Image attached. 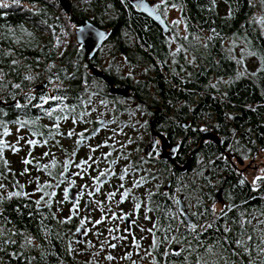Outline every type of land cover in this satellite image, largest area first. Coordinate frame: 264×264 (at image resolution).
Here are the masks:
<instances>
[{"label":"trees","instance_id":"1","mask_svg":"<svg viewBox=\"0 0 264 264\" xmlns=\"http://www.w3.org/2000/svg\"><path fill=\"white\" fill-rule=\"evenodd\" d=\"M69 1L71 12H66L58 0H19L18 4L13 3V0H3L8 7H0V100H12L17 96L27 108L30 107L21 113V120L36 121L35 124L27 126L30 129L27 139L41 141L37 146L26 145L24 153L23 146H20V153L24 155L14 160L9 157L14 155L11 154L13 152L5 150L4 157L9 161L11 172L0 164V173H3L0 175V183L13 188V191H21L16 186L19 181L24 185L25 192L27 189L23 180L28 176L33 179L31 189H36L37 178L41 184L49 182L56 185V180L61 177L63 162L70 158L73 150L76 155L71 157L74 163L69 165V170L75 169V163L81 160L79 150L82 145L75 144L77 137L73 136L68 144L62 140L73 128L77 133L83 131H78V128L88 124L84 121L89 122L86 136L90 135L93 129L99 128L100 131L95 137H100L101 134L102 142L111 141V128L109 131L103 130L109 120L107 119L101 127L97 120L101 117L92 115L90 109L96 100L99 109L105 110L103 107L109 106L114 95L108 92V85L90 71V65H97L93 56L86 60L83 45L74 40V27L79 25L80 18H86L107 30V36L95 53H100L102 45L108 43L114 45L112 52L123 53L129 63L149 67V71L144 74L148 80L135 81L144 84L136 93L155 105H162L166 117L164 116L163 121L154 117L153 128L163 131L171 143L178 142L177 161L183 163L190 158L186 171H177L172 177L166 175L164 178L172 181L169 190H158L152 195L149 207L155 209L153 220L159 217L162 226L166 227L169 223L173 228L178 226L179 221L170 220L167 216L169 211H178L174 203L177 188L184 192L185 199H189L191 196L186 193L194 190L193 177H190L189 170L210 155H215L204 167L210 166L216 173L220 171L219 175L227 173L229 182L225 183L226 192L240 193L243 201L240 200L239 204L235 197L236 201L231 203L234 206L228 211L227 218L220 216L221 212L218 213L220 217L215 219V227L199 235L200 245H197L194 234H189L184 227H180L179 232L173 231L168 235L180 237L182 247L188 246L184 241L191 242L200 255H205L207 248L211 247L213 253L220 255L208 254L206 258L210 261L217 260L218 264H225V260L230 264H261L264 261V253H260L257 247L262 244L256 230L257 224L247 223V218L250 217L248 212L253 207H258L264 218V181H258L259 187L253 190V184L244 173L239 172L234 176L233 166L228 158L225 161L222 150L226 148L229 153H235L241 158L247 156V159L255 152L264 151V14L261 16L262 21L256 20L255 5L251 0H216L215 5L212 0H168L167 8L172 7V4L179 6L180 24L168 21L167 8L161 5L157 10L168 24V30L165 32L151 17L136 10L130 0ZM179 26L183 27L184 32L178 31ZM126 33L128 35H125ZM199 38L204 41L200 42ZM228 39L234 40L230 46L225 45ZM172 41L177 42V48L181 51L171 50L169 45ZM237 42L243 43L247 51L245 55L253 58L252 64H256L254 70L241 72L244 61L243 57L235 54ZM186 54L192 57L190 60L193 62L186 61ZM108 74L114 78L117 76L116 81L120 83L132 81L129 76L122 75V72ZM147 82H152L154 95L149 93ZM92 83L94 85H91ZM45 95L67 98L63 101L48 100L43 103L40 98ZM101 101H105V104H101ZM40 105L42 107H39ZM63 105L75 106V111L71 114L67 109L61 111ZM52 109L56 111L53 117L49 118L45 111ZM121 109L124 110L125 107L117 105L114 111ZM155 111L156 109L153 110ZM160 112L161 110L157 114ZM80 113H87L82 120L79 119ZM57 115H69L68 120L59 122V131L65 135H57L44 145L43 140L48 138L47 133L56 122ZM72 117H77L76 124H73ZM203 128L216 133L222 141L221 145L210 140L200 142ZM32 132H37L38 135L33 137ZM104 132L109 133V138H103ZM4 138L0 136V139ZM56 141H59V144ZM110 145L109 143L108 146L100 148V156L111 152ZM235 149L239 151H234ZM29 151L32 153L31 157H28ZM45 152H49V156H44ZM60 153L64 154L61 158ZM53 157L57 161L55 167H51ZM24 158L33 159V163L22 164ZM37 162L48 164V170H38ZM25 167L29 169L28 173L20 175ZM204 167L201 168L200 174L207 180L212 174L206 178L203 175ZM239 177L245 183L236 185L232 191L229 190L231 180H239ZM102 179L106 181V177ZM64 180L65 178L62 181ZM206 185L207 183L203 184ZM59 187L54 190L46 189L48 192H56V196L51 197V209L43 202L42 206L37 208L34 201L40 198L43 194L41 192H37L36 198L31 195L8 199L5 195L0 199V229L5 230L2 239L16 241L0 247L1 261L17 258L20 259L18 264H99L92 259L80 258L79 254L83 253L84 248H76L74 245L83 244L75 241L76 228L80 226L79 216L73 217L70 223L58 222L70 215L72 207L70 200L63 204L58 203V199L63 200V189L62 186L60 189ZM161 193H167V196ZM208 193L209 190L206 189L200 191L194 201L196 206L189 209L191 212L204 213L199 219L192 216L194 223H210L212 212ZM250 195L259 196L249 198ZM56 205L65 207L61 214L56 213ZM52 213H55V218ZM226 224L232 229L231 232H224ZM261 232L264 237L262 225ZM156 235L163 238L161 231H157ZM222 236L229 237V241L243 238L248 252L231 242L221 241L223 248H220L217 238ZM249 236L252 237L251 240H248ZM26 237L32 238V244L25 245ZM82 240L85 243L87 238ZM70 242L74 249L71 252L68 250ZM174 245L165 242L160 248L152 250L158 264H166L169 260L159 253L169 247L173 248ZM233 252L237 254L233 255ZM184 255L189 253H182L181 257H171L172 264H180ZM196 260V253H192L189 255L188 264H194Z\"/></svg>","mask_w":264,"mask_h":264},{"label":"snow or ice","instance_id":"2","mask_svg":"<svg viewBox=\"0 0 264 264\" xmlns=\"http://www.w3.org/2000/svg\"><path fill=\"white\" fill-rule=\"evenodd\" d=\"M150 2H154V0H150ZM216 0H212V3L215 5ZM13 3L18 4L19 0H13ZM261 3L264 4V0H261ZM161 5L165 6V9L167 8L168 5V0H160L159 3H155L154 7H149V3H145V0H137V3L134 5V7L139 8L141 10H143L144 12H147L149 15H154L155 18L157 20L160 19V16L157 15V9H159L161 7ZM127 6V5H125ZM173 8L176 7L175 4L171 5ZM0 7H8V5L6 3L3 2V0H0ZM163 23V21H161ZM180 21H173V24H179ZM80 31L82 32L83 29H80ZM98 36L100 37V39L104 38V33H98ZM185 39H187V37H184ZM177 52L181 51L180 48L176 49ZM254 55V53L252 54ZM13 63H16L15 61H13ZM28 79H31V77H27ZM16 87L18 88L19 85H16ZM67 97L65 96H42L40 99L42 100L43 103H47L48 100H55V101H63L65 100ZM31 99V98H30ZM101 104H105V101H101ZM15 107L17 109L20 108H24L27 107L26 105H21L19 102H17L15 104ZM39 107H42V105H40ZM57 107H60V105H57ZM64 109H67L69 114H71L72 112L75 111V106H68V105H63V108H61V111H64ZM56 111V109H52V110H46L45 111V115L48 116L49 118L53 117V113ZM87 113H80L79 114V119H83V117L86 115ZM3 115L2 114V110H0V128L3 129V132L0 133V135H2L3 137H7L10 135V128L8 127L9 123L12 124H16L18 125V127L16 128V132L19 133L21 131V129H25L27 128V126L29 124H35L36 121H25V120H13V121H9L6 122L3 119ZM69 119V115H57L55 117V123H53L52 128L49 129L48 133H47V139L43 140V144L47 145L49 143L50 139H55V137L57 135H65L63 133H60L59 129H60V121L61 120H68ZM72 122L73 124L77 123V117H72ZM85 123H88V121H84ZM47 127V126H45ZM101 127H103V125H101ZM52 129H55V131H53ZM88 128H84L83 131H80L79 133H77L75 131V129H71L66 133V136L68 138H72L73 136L77 137V139L75 140V144L77 146L83 145L85 144L88 140L94 138L98 132L100 131L99 128H95L91 131L90 135H85L86 133H88ZM36 135H38L37 132H32V136L35 137ZM39 135H43V133H39ZM111 139V138H110ZM24 140L26 145L28 146H37L38 144L41 143V141H38L37 139H25L24 136L22 135H18L17 140L14 143H11L5 139H0V164H2L3 166L7 167V170L9 172H11V168L8 167L9 165V161L4 157V153L6 149L11 150V152L15 153H19L21 151V148L18 146L20 144V141ZM132 141L129 140V143H131ZM57 144H59V141H56ZM160 141L159 140H154V144H159ZM108 146V141L105 140L103 141L101 144L96 145L95 147L90 148L91 152H96L99 148ZM123 147V145H122ZM234 151H239V149H235ZM250 151V150H249ZM49 152H45L43 155L44 156H49ZM76 155V151L73 150V152L70 154V158L66 159L63 162V171L60 173L61 176H63V174L65 172L69 171V165L73 164L74 161L71 157H74ZM112 155L111 152L108 153H103L102 157L104 161H107L109 163V167L108 168H104V169H99L98 174L91 177L93 185H94V191H88L87 195L89 197H93L96 193H101L102 190V186L103 184L106 182L104 179V177H108V176H115L116 173L114 171L111 170V165L116 163V160H108V157H110ZM151 155V153L149 154ZM32 153L31 151H29L28 153V157H31ZM225 159V161H227V157H223ZM101 158L97 157V158H93L92 155H89L86 159H81L79 163H75V168L77 169H82L83 173H87L88 168H91L93 164L97 165L98 168V162L100 161ZM124 159H127V157H124ZM242 159H247V156H242ZM233 160H235V156H233ZM91 161V163H89ZM22 164L24 165H30L33 163V159L30 158H24L22 159ZM57 161L55 160V158L53 157L52 161H51V167H55L56 166ZM236 163H240V161H236ZM37 169H43L45 171L48 170L49 165L48 164H39V162H37L36 164ZM130 168L131 166H125L122 170V173L119 174V180L120 181H124L126 177L129 176V172H130ZM29 169L27 167L24 168L23 172L20 173V175H24L26 173H28ZM262 173H264V169L260 170ZM49 175H51V172L48 173ZM0 175H3V173H0ZM71 175H75V176H81L82 172H75L72 173ZM258 181H264V175H257L254 180H253V190H256V188L259 187V184L257 183ZM62 182V181H61ZM146 182L145 177L141 176L139 177V179H134L132 181L131 187H125L124 183H120L118 185V187L116 188V190L114 191H109L107 192L106 195V200L111 202L108 205L107 208V212L105 213V205L103 201L100 200H96V201H92L89 200L88 202L85 203V210H87L89 213H91L93 211L92 208V204L93 202L96 204L97 209H99V211H101L102 213H104L103 215H101V217L95 221H91L90 220V216H86L80 219L79 221V227L76 228V233H79L81 236H87L88 232L91 231V229H87V230H82L84 229L85 223L87 222H91L93 228H96L97 225H100L106 221H121L124 222V228H123V232L127 233V235H111V240H116V241H127L128 237L131 236V246L134 247L137 250V254H139V251L141 250V244H140V240L145 239L144 236L140 237V240H138L136 238L135 233L133 232V226L138 227L140 232H147L151 235V244L149 245L148 249L144 250V256H152V250L158 249L161 247V245H163L165 242L168 243L169 245H172L173 243L175 245H177V247L175 248H167L165 249L163 252H160L159 255L162 257H167L169 258V260L166 262V264H172L171 261V257H181L182 253L188 252L189 255H191L192 253H196L197 255V260L194 262V264H218L217 260H209L207 259V255L208 254H212V255H220V253H213L212 248L208 247L206 250L205 255H200L199 253L196 252V248L192 246L191 242H187L184 241L183 243H187V247H182L180 246L182 244V240L180 237L172 235L169 236L168 233H171L173 231L179 232L180 227H184L185 229L188 230L189 234H194V239H196L197 241V245H200L201 242L199 241V235L202 232H206L208 229H212L215 227L214 223H207L205 225H200L198 226L197 223L192 222V220L190 219V217L192 216H196L197 219H199V217L201 215H203L204 213H197V212H191L189 211L190 206L185 205L184 207H181L178 209L177 212H171L169 211L167 213V216L169 217L170 220H176L179 221V224L176 228H173L172 224L169 223L166 227L162 226L160 223V218L157 217L155 220H153V217L149 216L147 213L148 212H152L155 209L151 208V207H147V203L144 202V207L146 208L145 214H144V219L147 221H150L152 223V227L151 228H145L143 226H140L137 223V219H133V216L138 214L139 211L141 210L142 207V202L138 201L137 198L135 196H131L132 191L134 188H139L141 187L144 183ZM37 183V187H36V192H41L43 193L39 199L35 200V204L37 206V208H39L43 202V204L45 206H47L49 209H51L52 207V203H51V197H55L56 196V192L52 191V192H48L46 191L47 188H52V187H59V183L56 185H52L49 182H44L43 184L39 183V178H37L36 180ZM240 183L243 184L245 183L244 180H240ZM76 185V181L70 180L68 187L63 189V200L58 201V203L63 204L64 202L69 200V189L72 188L73 186ZM16 186L21 189V191H11L7 193V198L11 199L12 197H30L33 194H30L28 192L23 191L24 189V185L20 184L19 181L16 182ZM86 187V186H85ZM0 189H6V185L0 183ZM122 190V191H121ZM119 194V200H116L115 197ZM84 195V192L81 191L79 193L78 196H76V198L73 200L72 202V207L70 209V215L65 217L63 220H59V223H70L73 219V217L78 216L80 214V197H82ZM152 195H154V193H152L151 191L148 192L147 194V200L150 201ZM161 195H165L167 196V193H161ZM131 196V198L136 201L134 203V207H133V211L132 212H123V210L121 209V214L117 215V213L115 211L112 210V206L111 204L114 203L117 207L120 204H123L125 201H127L129 199V197ZM45 197H49V199H45ZM3 196H0V199H3ZM174 203L177 205H181L182 201L178 198H174ZM27 207V205H26ZM226 208L230 209V206L225 205ZM60 209H58L59 211ZM212 212L215 213V208L213 207ZM29 215H31V213H29ZM221 215L225 216V218H227V214L224 212V210H221ZM52 217L55 218V213H52ZM181 217H183V219H181ZM243 223V222H241ZM248 223H251V221H248ZM260 223H264V221H260ZM224 232L228 233L231 232L232 229L229 226H225L224 227ZM4 229H0V247H2L4 244L7 243H15L16 241L14 240H5L2 239L3 235H4ZM108 233L111 234L113 232H119L120 231V226L119 224L116 225V227L113 228H109L107 229ZM157 231H161L163 233V238L158 237L156 235ZM97 235V237H99V235H101V233H99V231H97L95 233ZM183 235V233H181V236ZM252 237L249 236L248 240H251ZM221 241L224 242H231V243H235L238 246L242 247V250L244 252H248V248L245 247V240L243 238L241 239H233L231 241H229V237L227 236H222V237H218L217 238V243L219 244L220 248H223V244L220 243ZM262 244L258 245V249L260 253H264V237L261 238ZM32 238L31 237H26L25 238V245H29L32 244ZM77 243H84L83 240H78L76 241ZM89 246H92L91 241H87ZM107 245V247L111 248V249H116L117 248V243H110L109 240L106 238L102 243H101V250L104 249V246ZM121 247H125V245L123 243H121L120 245ZM69 252L73 251L74 249L71 246V242L69 243ZM225 251H227L225 249ZM233 255H236L237 253L233 252ZM13 255H16L15 253H13ZM96 255H99V253H96ZM133 253L131 251H126L125 254L120 257V259H127V260H131ZM189 255H184L182 260L180 261V264H188V260H189ZM143 258V257H142ZM106 260L108 261H113L116 259V257H114L111 254L106 255L105 257ZM132 264H136V261H132ZM151 264H158L157 260L155 259V257L152 258ZM225 264H230V262L228 260H225ZM251 264V262H250ZM261 264H264V261L261 262Z\"/></svg>","mask_w":264,"mask_h":264},{"label":"flooded vegetation","instance_id":"3","mask_svg":"<svg viewBox=\"0 0 264 264\" xmlns=\"http://www.w3.org/2000/svg\"><path fill=\"white\" fill-rule=\"evenodd\" d=\"M119 54L123 55L126 62L129 63L123 53H119ZM110 58L111 57H109V55H105V53H94V55H93V59L97 64L95 66L98 69H100L101 71H103L106 75H108L112 79L113 85L116 88L127 85L128 91L126 92V94H118L116 92H110L109 91V88H110L109 83H107V81L104 78L96 76L103 83L108 85V92H110L114 95V98H112V100H110V102H109V106L104 107V109L108 111V120L112 124L110 133L118 132V133L123 135V139H114L113 140L111 138V141L108 142V144L109 143L111 144L109 146V148L111 149V153H112V155L110 157H108V160L109 161L110 160H116V163L111 165V170L114 171L116 173V175L106 177V182L103 184V186L105 187L106 184L108 183V181L112 180V182H110L107 185V187L109 188V191H114V190H116V188L118 187V185L120 183H124L125 187H131L132 181L134 179H139V177H141V176L145 177L146 182L141 187L134 188L132 191V194H131V196H135L138 201L142 202L141 210L138 213V216H140V215L142 216V213L144 211H146V208L144 207L143 201H145V199L147 200L148 192L151 191L152 193H155V192H158V190L161 192H165V191L169 190L170 186L172 184V181H171V179L164 180V178L166 177V175H169L172 177L174 174L177 173V171H184V170L186 171V169L189 166L190 158L187 159L183 163L177 161L176 156L178 155V152H179L178 151V149H179L178 148V142L176 141L174 143H171L163 131H160V130L153 128V126H152L153 118L156 117V119H158L159 121H163V118H164V116L166 117V115H165V112L163 110L162 105H160V104L155 105L154 103H151L152 101L150 102L149 99H143L142 97H140V95L138 93H136V91H139L140 87L143 88L144 84L136 83L135 81L139 80V79L147 81L148 78L147 77H141V78L133 80L129 74H124L121 71L120 67ZM129 64H133V63L130 62ZM90 71H91V69H90ZM108 72H111L114 74L118 73V72H120V73L122 72L123 73L122 75L129 76L132 81L120 83V82L116 81L117 76L114 78L112 75L110 76L108 74ZM146 84L149 86V93L154 95L155 89L153 88L152 82H147ZM1 101H2V103H1L2 109L1 110H2V114H4L3 119L6 122L17 120L18 116H19L18 117L19 120H21V118L23 117L21 115V113L26 111L28 108H30V107H28V108L24 107V108L17 109L15 107V104L17 102H19L21 105H24L22 100L17 96L14 97L12 100H1ZM117 105L124 106L125 109L124 110L121 109L119 111H114V110H116ZM155 109H156V111L153 112V110H155ZM160 110H161V112L159 114H157V112H159ZM101 118H103L104 120L102 123H98L100 125L104 124L105 121H107L105 119V117H101ZM101 118H99V119H101ZM99 119H97V120H99ZM8 127L11 130L9 136H16L17 135L16 128L18 127V125L9 123ZM125 128H130L134 132L125 133L124 132ZM203 129H205V128H203ZM203 129H201V131ZM0 131L2 133L3 129L0 128ZM21 131H23L26 135H29L28 133L30 132V129L27 127L25 129H21ZM162 134L164 135V137L167 140V143H166L167 146H165V150H167V151L171 150L172 151V160L174 162L169 161L168 159H166L165 157H163L160 154V152L163 151ZM141 135H144L143 137L145 139L140 137ZM66 138L67 137L64 136L63 139H66ZM129 140H131L132 142L129 143ZM154 140H159L160 143L154 144ZM204 140H210L211 142L215 143L213 141V139L206 138ZM87 143H88V141L83 145H88ZM221 143H222V141L220 139V143H218V144L216 143V144L220 146ZM122 145H123V147H122ZM222 151H223L224 156L228 158V160L230 161V164L233 166L232 172H233L234 176H237V174L239 172L243 173V171L241 170L240 166H238V163H236V161H240V163H241L245 159H242L240 156L236 155L235 153H232V152L229 153V151L226 150V148H223ZM150 153H151V155H149ZM256 154L257 153L255 152L253 154V156L248 158L247 160L253 159L256 156ZM233 156H235V160H233ZM124 157H127V159H124ZM214 158H215V155H210L209 157L206 158V160L201 161L199 164L193 166L189 170L191 173L190 177H193V187H194L193 191L186 193L188 196H191L189 199H185L184 192L180 191L178 188L175 192V198L181 197V200L183 201V203L185 205L190 206L189 209L191 210V209H194V206H196V204H197V203H194V201L197 200V196L200 194V191H202L203 189L209 190L208 198L210 197L209 205L211 208V212H212L213 207L215 208V213L212 212L211 217L209 219L210 223L216 222L215 219H217V217L219 216L218 213L221 212L222 209L224 210V212L226 214H228L229 208H226L225 205L230 206V209H231L234 206V204H231V203L236 201L235 197L237 198V200H239L238 201L239 204L241 201H243V200H241V196H239L240 193H230L228 191L226 192L227 187H226L225 183L229 182L227 173H224L223 175H219L218 173L220 171H218L216 173V171L215 172L212 171L213 169L210 166L204 167L207 162H209L210 160H212ZM101 159H102V163L103 162L106 163L104 168H108L109 163L107 161H104L102 156H101ZM167 163L169 165H167ZM184 164L186 165L184 169L178 168V166L181 167ZM129 165L131 166L129 176L126 177L124 181H120L118 178L119 174L122 173V170L125 166H129ZM203 167H204L203 175L206 176V178L209 174H212V176L210 178H207V180L203 179L202 175L200 174V170ZM71 178L65 179V180H68L67 182L69 183L70 180H72ZM240 180H242V178H240V177H239V180L238 179L236 181L231 180V185L229 186V190L232 191L235 189L236 185L241 184ZM149 182H155L156 183L155 184L156 188L154 190H150V187H149L150 183ZM63 183H64V181L60 182L59 185H63ZM206 183H207V185L203 186V184H206ZM79 188H83V192H84L83 196H85V194L87 193V189L85 187H82V186ZM252 188H253V186H252ZM1 196L4 197L5 195H1ZM131 196L129 197V199L127 201L124 202V203L129 202V204H130V208L126 209V212H132L133 207H134V203L136 202L131 198ZM258 196L259 195H250L249 198H252V197L255 198ZM119 198L120 197L118 194L115 197V199L119 200ZM86 199L90 200V198L88 196H86L84 199V205H85ZM185 200H188V202H186ZM246 201L247 200H245V202ZM149 204L150 203L147 200V207H149ZM175 205H176V208L178 210L180 208V205H177V204H175ZM217 205H219L218 209H216ZM41 206H42V204H41ZM148 213L151 214V217L154 216L153 211L148 212ZM248 214H250V217L247 218V221H251V222L257 224L256 230L259 233L258 234L259 240H261V238H262L261 223L257 219H254L253 221L251 220L253 217H255V214L261 215L259 208L253 207L252 209H250V212H248ZM220 216H222L221 213H220ZM133 219H135V215L133 216ZM191 220H192V218H191ZM192 222H193V220H192ZM225 223H227V221H225ZM200 225H203V223L202 222L198 223V226H200ZM150 226H152V224ZM226 226H228V225L226 224ZM87 229L88 228L84 227V230H87ZM89 233H90V231L88 232V236H89ZM88 236H81V240L84 238H88ZM175 247H177V245L173 246V248H175ZM152 258H153V253H152V256L150 257V261L152 260ZM18 263H20V259H17V258H15V259L11 258L7 261L5 259H4V261L0 260V264H18Z\"/></svg>","mask_w":264,"mask_h":264},{"label":"rangeland","instance_id":"4","mask_svg":"<svg viewBox=\"0 0 264 264\" xmlns=\"http://www.w3.org/2000/svg\"><path fill=\"white\" fill-rule=\"evenodd\" d=\"M252 3L255 5V10H254V16L256 18V20L258 21H262L261 16L262 14H264V4L261 3V0H251ZM160 2V0H154V2H151L152 4L158 3ZM167 11V20L170 22H173L174 20L180 21V13H179V6L173 8V7H168L166 9ZM180 24V23H179ZM76 27H74V31H75ZM66 33L67 30L65 29ZM73 31V32H74ZM178 31L180 32H184V29L182 26L178 27ZM125 35H128L127 33ZM76 40V37L75 39ZM200 42H203L204 39L203 38H199L198 39ZM131 41L133 42L134 39H131ZM173 42V41H172ZM234 43L233 39H228L226 41L225 45H232ZM170 48L172 51H174L175 49H177L178 44L177 42H173L170 45ZM114 49V45H109L104 44L102 45V50L100 53H105V55H109V57H111L110 59H112L121 69V71L124 74H129L131 76V78L134 79H138L141 77H145L144 74L147 73L149 71V67L145 66V65H137V64H129L126 62L125 58L123 57V55L115 52H112V50ZM235 54L238 57H243V61H244V66H243V70L241 69V72H246L247 70H254V68L256 67V64H252L253 58L246 56L245 53H247V51L244 49V44L237 42L235 44ZM186 61H190L193 62V60H190L192 57L188 54H186ZM196 62V61H195ZM168 63H172L171 61H168ZM173 67V66H170ZM91 85H94L93 83ZM97 98V97H96ZM97 101L95 100L93 105L91 106L90 111H92V115L96 116L97 118L99 117H105V119H108V111L107 110H103V109H99V107L97 106ZM104 108V107H103ZM136 120V119H135ZM72 125V124H71ZM70 126V125H69ZM89 126V122L87 125H85L84 127H80L78 128L79 130H82L84 128H87ZM112 124L111 122L107 121L106 126L104 127L103 130H110ZM125 133L128 132H134L132 129L130 128H125ZM100 134V133H99ZM18 135H22L25 137V139H27L29 136H27L23 131H20L19 133H17L16 136H7L4 139L14 143L17 140ZM144 135H141L140 137H142L143 139H145L143 137ZM109 138V133L108 132H104L103 133V138ZM111 138L114 139H123V135L118 133V132H112L111 134ZM63 143H70L71 142V138H66L64 140H62ZM102 143V139H101V134L100 137H94L90 140H88V145H82L80 146V159H86L89 155H92L93 158H101L100 156V148L96 151V152H91L90 148L95 147L98 144ZM23 146V150L22 152L24 153L26 151V144L24 140L20 141V144L18 145ZM44 149V147H43ZM8 150V149H7ZM9 151V150H8ZM7 151V153H8ZM10 154V153H9ZM8 154V155H9ZM14 154V153H11ZM24 154L19 153H15L14 155H9V157L11 159L14 160V158H20L21 156H23ZM64 154L60 153L59 154V158L63 157ZM84 157V158H83ZM91 163V161L89 162ZM106 163H102V159H100V161L98 162V168L96 164H93L91 168H88L87 173H83L82 169H73L71 171H73V173L75 172H82L81 176H75L73 175L72 180L74 179L76 181V185L78 187H85L88 191H94V185L92 182L91 177L95 176L98 174L99 169H103ZM126 164V163H125ZM238 166H240L241 170L243 171L244 175L251 181V183L253 182L254 178L257 175H262L263 173L260 171L261 169H264V151H261L259 153L256 154V156L253 159H249V160H243L241 163H238ZM95 169H97V171H95ZM33 181V179L29 178V176L27 178H25L23 180V183L26 184L25 188L27 189V192L30 193H34L33 196L38 195V193L35 191L36 189H31V182ZM68 180H64V183L61 189L65 188L69 183L67 182ZM112 182V180H109L108 183L106 184V186L102 187L103 189L101 190V193H96L93 197H89L87 195V193L85 194V196L80 197V214L79 219L86 217V216H90V220L91 221H95L97 219H99L101 217V215H103L104 213H102L101 211H99V209H97L96 204L93 202L92 204V208L93 211L91 213H89L88 211L85 210L84 208V199L86 196H88L90 198V200L92 201H96V200H100L104 202L105 205V213L107 212V208L108 205L111 203L109 201L106 200V193L109 191V188L107 187V185ZM149 187L150 190H154L155 187V182H149ZM57 184V183H56ZM60 186V187H61ZM59 187V189H60ZM58 188V187H57ZM12 189V190H11ZM55 187H52V190H54ZM13 191V188L6 186V189H0V195H7L8 192ZM107 191V192H106ZM31 194V193H30ZM60 199H58L57 201H59ZM147 203V200L145 199V201H143ZM112 210L115 211L117 213V215L121 214V209L123 210V212H126V209L130 208V204L129 202L120 204L118 207L112 203ZM56 213L57 214H61L62 210L65 209L64 206L62 205H56ZM219 208V205L216 206V209ZM58 209H60L58 211ZM69 211L67 210L66 214H68ZM144 214L145 211L142 213V216H138V214L135 215V219H137V223L140 226H143L145 228H151L152 226H150L152 223L150 221H147L144 219ZM149 216H151L150 213H147ZM254 219H257L259 222L260 221H264V218L259 215V214H255V217H253L251 220L253 221ZM119 224L120 226V231L119 232H113L111 234L108 233L107 229L109 228H115L116 225ZM262 228L264 229V223H261ZM124 222H121L119 220L117 221H106L100 225H97L96 228H93L92 223L91 222H87L85 223L84 227H88L91 229L89 236L87 238V240H85V243L81 244H76L74 243L76 248H84V251L82 254H79L80 258L82 259H86V260H90L92 259L93 261L98 262L99 264H132V261H136V264H143V263H150V257L151 256H144V250L148 249L149 245L151 244L152 240H151V235L147 232H140L138 227L133 226V232L136 235V238L138 240H140L141 236H144L145 239L140 240V244H141V250L139 251V254H137V250L131 246V236L128 237L127 241H116V240H111V235H127V233L123 232V228H124ZM99 231V233H101V235H99V237H97V235L95 234V232ZM104 233H103V232ZM76 236V235H75ZM263 237V236H262ZM108 239L110 243H117V248L116 249H111L109 247H107V245L104 246V249L101 250V243L105 240ZM75 241H78L75 239ZM87 241H91L92 246H89ZM121 243H123L125 245V247H121ZM80 246V247H79ZM126 251H131L133 253L131 260H127V259H120V257H122ZM96 253H99V255H96ZM111 254L114 257H116L115 260L113 261H108L105 259L106 255ZM143 257V258H142Z\"/></svg>","mask_w":264,"mask_h":264},{"label":"water","instance_id":"5","mask_svg":"<svg viewBox=\"0 0 264 264\" xmlns=\"http://www.w3.org/2000/svg\"><path fill=\"white\" fill-rule=\"evenodd\" d=\"M60 6L66 11V12H71V4L69 0H58ZM130 3L134 6L137 3V0H130ZM145 3H149V7H154L153 4L150 2V0H145ZM136 10L141 11L145 14H147L149 17H151L155 22H157L160 27L166 32L168 30V24L167 22L164 20V18L162 17L161 13L159 10H157V15L160 16V19L157 20L155 18L154 15H149L147 12H144L143 10L134 7ZM163 21V23L161 22ZM80 29H83V31L81 32ZM98 33H104V38L100 39V37L98 36ZM107 36V30L99 27L97 25H95L91 20L86 19V18H80L79 19V25L76 27L75 29V37L78 43L83 45L84 48V58L86 60H88L89 57H92L94 55V53L96 52L98 46L102 43V41L105 39V37ZM90 69L93 72V74L97 77H102L104 78L107 83H109L110 88L109 91L110 92H116L118 94H126V92L128 91V86L124 85L121 86L119 88H116L113 85L112 79L106 75L103 71H101L100 69H98L96 66L94 65H90ZM2 103V101L0 100V104ZM103 118L99 119L98 122L102 123L103 122ZM202 135L200 138V142H202L204 139L209 138V139H213V141L215 143H220V138L216 133H213L210 129H203L202 130ZM162 148L163 151L160 152V154L165 157L166 159H168L169 161H173L172 160V151L169 150H165V146H167V140L164 137V135L162 134ZM174 162V161H173ZM185 164L181 167L178 166L179 169H184L185 168ZM63 171V169L61 170V172ZM73 173V171L69 170L68 172H65L63 174V176H61L59 179L56 180V183H60L62 181L63 178L65 179H69L71 178L73 175H71ZM68 185L65 187L67 188ZM83 191V188H79L77 185L73 186L72 188L69 189V200L71 202H73V200L76 198V196L79 195V193ZM178 199L181 200V197H179ZM89 199L85 200V203L88 202ZM182 201V200H181ZM185 204L182 201V204L180 205L181 207H184ZM87 211V210H86ZM191 219V218H190ZM79 227V226H78ZM84 230V229H82ZM76 240H81V235L79 233H77L76 235Z\"/></svg>","mask_w":264,"mask_h":264}]
</instances>
